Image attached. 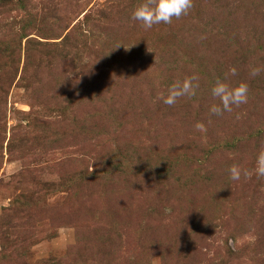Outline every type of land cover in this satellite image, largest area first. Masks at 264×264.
<instances>
[{"label": "rangeland", "instance_id": "374dc122", "mask_svg": "<svg viewBox=\"0 0 264 264\" xmlns=\"http://www.w3.org/2000/svg\"><path fill=\"white\" fill-rule=\"evenodd\" d=\"M142 2L0 0V264H264V0Z\"/></svg>", "mask_w": 264, "mask_h": 264}, {"label": "clouds", "instance_id": "9594fccd", "mask_svg": "<svg viewBox=\"0 0 264 264\" xmlns=\"http://www.w3.org/2000/svg\"><path fill=\"white\" fill-rule=\"evenodd\" d=\"M192 0H144L131 11L130 18L138 21L145 29L151 28L154 24L169 23L173 17L179 18L182 14H187L191 7ZM122 43H118L114 48ZM134 44V43H133ZM129 47V46H128ZM127 47V48H128ZM125 49H127L124 46ZM151 51V50H149ZM230 71L234 72L235 69ZM259 69H251V75H256ZM197 78L192 76L183 80L172 82L167 89L166 94H160V100L165 105H174L177 98L194 95L196 84L193 83ZM211 95L218 98V104H212L209 111L219 114L223 111H230L232 105L246 103L248 95V87L244 83L229 86L225 82L217 79L210 89ZM198 128L203 129V125L198 124ZM248 176L247 170H242L236 165H232L228 169L229 178L231 180H239L241 174ZM255 174L258 177H264V147L258 151L255 160ZM170 209L165 208L164 212Z\"/></svg>", "mask_w": 264, "mask_h": 264}]
</instances>
